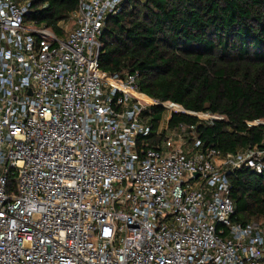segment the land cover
I'll list each match as a JSON object with an SVG mask.
<instances>
[{
	"label": "built area",
	"instance_id": "built-area-1",
	"mask_svg": "<svg viewBox=\"0 0 264 264\" xmlns=\"http://www.w3.org/2000/svg\"><path fill=\"white\" fill-rule=\"evenodd\" d=\"M122 2L79 0L57 34L25 21L30 0H0V264H264V219L233 220L229 178L262 173L264 147L205 145L169 124L196 112L101 69Z\"/></svg>",
	"mask_w": 264,
	"mask_h": 264
},
{
	"label": "trees",
	"instance_id": "trees-1",
	"mask_svg": "<svg viewBox=\"0 0 264 264\" xmlns=\"http://www.w3.org/2000/svg\"><path fill=\"white\" fill-rule=\"evenodd\" d=\"M78 6L79 0H30L25 21L63 34L61 22ZM100 40L102 70L138 72L147 96L223 117L173 112L170 126L193 125L205 145L224 153L264 147V0H123ZM164 111L157 104L143 115L156 127ZM149 138L159 139L154 131ZM229 178L233 220L264 219V171L244 166Z\"/></svg>",
	"mask_w": 264,
	"mask_h": 264
},
{
	"label": "rangeland",
	"instance_id": "rangeland-1",
	"mask_svg": "<svg viewBox=\"0 0 264 264\" xmlns=\"http://www.w3.org/2000/svg\"><path fill=\"white\" fill-rule=\"evenodd\" d=\"M73 21H74V18L73 16H70L68 17L64 22H63V26L66 30H69L71 29V27L73 26ZM148 99V98H146ZM169 116V113L168 112H164V115H163V119L166 120V118ZM197 116L201 119V120H207L208 118H210V116L207 114V113H197ZM263 123H264V120H263Z\"/></svg>",
	"mask_w": 264,
	"mask_h": 264
},
{
	"label": "crops",
	"instance_id": "crops-1",
	"mask_svg": "<svg viewBox=\"0 0 264 264\" xmlns=\"http://www.w3.org/2000/svg\"><path fill=\"white\" fill-rule=\"evenodd\" d=\"M144 94V93H143ZM145 95V97H148L146 94H144ZM149 98V97H148Z\"/></svg>",
	"mask_w": 264,
	"mask_h": 264
}]
</instances>
